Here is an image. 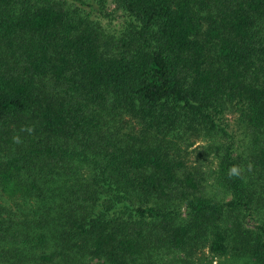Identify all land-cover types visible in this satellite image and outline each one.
<instances>
[{
  "label": "trees",
  "instance_id": "1",
  "mask_svg": "<svg viewBox=\"0 0 264 264\" xmlns=\"http://www.w3.org/2000/svg\"><path fill=\"white\" fill-rule=\"evenodd\" d=\"M204 248L264 264V0H0V264Z\"/></svg>",
  "mask_w": 264,
  "mask_h": 264
},
{
  "label": "rangeland",
  "instance_id": "2",
  "mask_svg": "<svg viewBox=\"0 0 264 264\" xmlns=\"http://www.w3.org/2000/svg\"><path fill=\"white\" fill-rule=\"evenodd\" d=\"M111 7H112L111 5H108V8L109 9H111ZM115 21L117 22L118 19L117 18L112 19V21H111V22H113L112 24H114ZM101 23L104 24L105 21H101ZM232 127H233L235 133L237 134V131L235 129V126H232ZM237 138H239V137L236 136L237 143H239V141H238ZM207 163H208V161H206V164ZM257 220L254 217H253V219L250 218L248 220L247 226L248 227H251V228H254V225H258L260 223V221H261L260 219H259L260 221L259 220L257 221ZM197 257H198V261H199V262L197 261L198 264H218V261H221L222 260V258H217V257L214 258L213 256H211L205 248L203 250H201V251H198ZM222 262H223V260H222Z\"/></svg>",
  "mask_w": 264,
  "mask_h": 264
},
{
  "label": "clouds",
  "instance_id": "3",
  "mask_svg": "<svg viewBox=\"0 0 264 264\" xmlns=\"http://www.w3.org/2000/svg\"><path fill=\"white\" fill-rule=\"evenodd\" d=\"M229 175L231 176V175H239V170H238V168L236 167V166H233L232 168H230V170H229Z\"/></svg>",
  "mask_w": 264,
  "mask_h": 264
}]
</instances>
